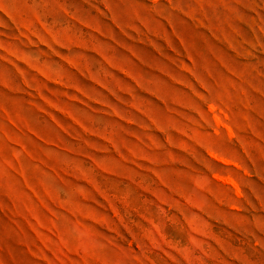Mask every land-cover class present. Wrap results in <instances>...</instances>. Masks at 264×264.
I'll use <instances>...</instances> for the list:
<instances>
[{
  "label": "rangeland",
  "instance_id": "rangeland-1",
  "mask_svg": "<svg viewBox=\"0 0 264 264\" xmlns=\"http://www.w3.org/2000/svg\"><path fill=\"white\" fill-rule=\"evenodd\" d=\"M0 264H264V0H0Z\"/></svg>",
  "mask_w": 264,
  "mask_h": 264
}]
</instances>
